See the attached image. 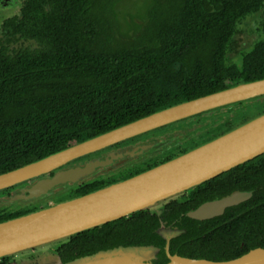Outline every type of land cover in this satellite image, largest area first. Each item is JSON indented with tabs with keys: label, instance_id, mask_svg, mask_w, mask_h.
Returning a JSON list of instances; mask_svg holds the SVG:
<instances>
[{
	"label": "trees",
	"instance_id": "1",
	"mask_svg": "<svg viewBox=\"0 0 264 264\" xmlns=\"http://www.w3.org/2000/svg\"><path fill=\"white\" fill-rule=\"evenodd\" d=\"M34 1L48 7L27 11L12 29L33 37L40 47L14 53L0 49V172L173 103L223 89L242 76L244 81L264 77V34L247 49L241 68L226 66L223 58L237 17L258 9L264 0H219L213 8L199 0H143L142 5L137 0ZM262 25L264 29V21ZM176 147L172 152L162 148V160L185 149ZM160 160L137 161L70 193H86ZM251 161L264 170V154ZM256 210L251 215L264 220V203ZM17 214L7 212L0 221ZM120 222H108L117 229L107 232L106 239L101 229L106 225L71 236L69 240L79 243L74 252L104 247L110 239L125 237L126 230L139 235L136 243L153 237L138 222ZM261 222L259 229L252 227L262 236L252 245L264 248ZM64 248L68 259L72 248L68 242ZM6 260L0 264H8Z\"/></svg>",
	"mask_w": 264,
	"mask_h": 264
},
{
	"label": "water",
	"instance_id": "2",
	"mask_svg": "<svg viewBox=\"0 0 264 264\" xmlns=\"http://www.w3.org/2000/svg\"><path fill=\"white\" fill-rule=\"evenodd\" d=\"M260 95H264V77L173 103L0 172V190L36 179L22 194L0 198L1 203L30 199L37 206L34 210L0 221V260L49 247L48 252L36 257L38 264H153L157 249L152 246L119 245L69 260L61 259L56 247L79 232L146 209L264 153V112L131 176L81 195H71L70 190L100 173L111 174L129 160L150 154L157 146L181 138L186 133L185 129H176L151 135L155 129ZM146 133L150 135L146 136ZM136 136L142 137L124 143ZM117 143L122 144L107 151ZM101 150L106 151L72 163L79 157ZM95 170L96 174L93 173ZM50 172L54 173L47 175ZM40 176L42 178L39 179ZM167 264H264V248L256 247L221 262L173 255Z\"/></svg>",
	"mask_w": 264,
	"mask_h": 264
},
{
	"label": "flooded vegetation",
	"instance_id": "3",
	"mask_svg": "<svg viewBox=\"0 0 264 264\" xmlns=\"http://www.w3.org/2000/svg\"><path fill=\"white\" fill-rule=\"evenodd\" d=\"M199 1L203 3V6L207 5L213 8L216 4L215 2L219 0ZM38 5L37 1L34 0H0V49L6 48L9 53H14L22 48L36 49L40 47V44L37 43L33 37L27 38L26 36H23L21 32L13 31L12 29L15 28V21L21 20L27 11L31 13L33 8L38 9L36 7ZM39 6L45 9L48 7V4L45 5L41 2V5ZM251 16H256L254 20L257 24L256 28L253 29V32L248 34L247 39L241 38V40H238L237 34L239 32V24L241 28H244L246 26L245 23H247V17ZM263 21L264 4L254 11L248 13L245 12L242 16L237 17L234 24L235 30L230 37V41L227 43V51L223 57L226 66L235 65L237 69L241 68L243 57L247 54V47L249 49L263 38ZM244 79L245 78L242 76L238 81L227 85V87L244 82ZM245 100V102L239 101L216 107L212 110L203 111L155 129L151 132V135L161 134L176 129H185L186 133L181 138L165 142L162 146H157L154 149L161 150V148L165 147V149L169 148L172 152V147L177 146L176 149L185 148L182 152L187 151L214 138L215 136L229 131L237 125L253 118L255 115L264 112V95L248 99L246 98ZM148 135H150V133H146V136ZM141 137L142 136H136L127 139L124 143L134 142ZM121 144L117 143L109 147L107 151ZM153 150L150 154H144L133 160H129L125 165L114 169L111 174L100 173L99 176L92 180H107L116 171L119 172L123 168H128L130 167V164H133V166L136 165V162L140 159H143L142 162L147 163L154 159H161L157 163L166 160H162L160 154H155L149 158V156L154 153ZM105 151L106 150H101L79 157L72 163H77L95 155H100ZM254 158L240 163L199 185L190 187L179 194L170 196L162 202L119 218L121 219V225L124 224L125 226H130L133 223L138 222V226L148 227L150 233L153 235L149 242L136 243V237L139 235L135 231L126 230L124 231L126 234L125 237L118 236V238L115 237L110 239L109 244L105 242L104 247L92 250V252L113 248L119 245H146L157 249L154 258L152 259L153 264H167L170 257L173 255L192 260L221 262L241 256L247 253L250 249L262 247L260 245H252L258 242V239L262 237L256 230L262 226L261 220L264 221L263 219L257 220L256 215H251L258 211L256 209L261 207L264 203V170L261 169L259 163L251 161ZM247 162H249L248 166L246 164ZM149 167L151 166L146 168ZM230 172L232 173L221 178L222 175ZM53 173L54 172L47 175L50 176ZM93 173L96 174L97 170ZM40 178H42V176H40L39 179ZM35 181L36 179H31L19 183L21 184L20 187L12 192H1L0 198L22 194L24 190L31 186ZM88 182H82L81 184ZM15 186L12 187L15 188ZM36 208L37 206L34 201H31L30 199H20V201L14 200L5 203L0 202V215L14 211H17L19 213L17 215H20V212L22 213L26 210L28 212ZM116 220L118 219L113 221ZM104 225H106V228H101L104 227ZM114 225L115 226L108 225L107 222L92 229L99 230L98 228H101L106 239L107 232L114 231L117 226L116 224ZM253 226H255L256 230L252 229ZM68 243L69 247L72 248L69 252L68 259H66L67 257L62 253L65 251L64 245H66L67 242L58 244L56 247L63 260H69L92 253L83 252L78 254L74 252L73 249L79 243H74L72 240H69ZM48 249L44 248L41 251L34 249L25 256L35 258L40 254L48 252ZM25 256L23 255L22 259ZM17 260L19 259L16 258L14 261L7 263L14 264Z\"/></svg>",
	"mask_w": 264,
	"mask_h": 264
},
{
	"label": "rangeland",
	"instance_id": "4",
	"mask_svg": "<svg viewBox=\"0 0 264 264\" xmlns=\"http://www.w3.org/2000/svg\"><path fill=\"white\" fill-rule=\"evenodd\" d=\"M133 1H134V0H133ZM137 3L142 5L143 0H137ZM128 9H131V8H128ZM255 17H256V16L247 17V23H245L246 26L244 27V25H243L244 28H241V27H240V24H239V26H238V27H239V32H238V34H237V39H238V40H241V38H243V39H247L248 34H249L250 32H253V29L256 28L257 24L254 22ZM256 33H258V32H256ZM247 49H248V47H247ZM249 114H250V113H249ZM161 149H162V148H161ZM153 152H154V153H152V154L149 156V158H150L151 156L155 155V154H161V153H160V152H161L160 149H158V150L154 149ZM142 160H143V159H140V160H139V163L142 162ZM48 248H49V247H48ZM48 248H47V249H48ZM43 249H44V248H37L36 250L41 251V250H43ZM48 250H50V248H49ZM31 251H32V250L27 251V252H23V253H21V254H19V255H16V256L9 257L8 260H7V262H12V261H14V259L18 258L19 260H17V262L15 261L14 264H27V263H37V264H38V262L35 261V260L37 259L36 257H35V258H29V257L25 256L27 253H29V252H31ZM24 253H25V254H24ZM23 255H24L25 257L22 259V256H23ZM38 256H39V255H38Z\"/></svg>",
	"mask_w": 264,
	"mask_h": 264
}]
</instances>
